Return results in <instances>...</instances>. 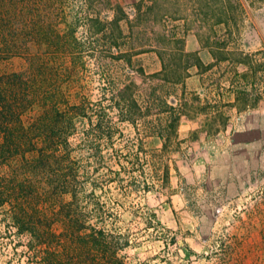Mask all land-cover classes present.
Returning <instances> with one entry per match:
<instances>
[{
	"label": "rangeland",
	"instance_id": "1",
	"mask_svg": "<svg viewBox=\"0 0 264 264\" xmlns=\"http://www.w3.org/2000/svg\"><path fill=\"white\" fill-rule=\"evenodd\" d=\"M26 2L35 8V29L21 50L0 55V75L23 72L36 90L24 119L27 124L37 121L36 143L51 146L58 174L68 178L67 192L51 193L45 176L22 169L18 158L0 166L1 186L10 191L9 180L28 175L35 177L42 196L36 234L21 231L25 223L13 221L8 202L0 206V264H112V251V260L124 264H264V157L229 196L209 178L200 148L172 135L163 146L154 130L162 126L159 116L153 113L133 123L120 115L113 100L126 79L142 85L144 76L136 69L149 74L159 63L150 54L136 55L134 71L110 60L105 33L91 18L111 21L122 10L128 16L121 25L130 36L129 46L147 49L153 26L139 13L151 0ZM180 3L182 10L176 11L170 0L163 2L169 16L162 28L184 39L189 29L212 39L217 31L219 41L229 38V48L248 53L261 72L256 81H236L252 93L251 103L259 97L264 109V0ZM182 14L184 20H175ZM25 15L31 17L28 11ZM227 17L234 31L229 37L228 25L218 24ZM233 66L217 69L235 72ZM152 86L142 85L141 100ZM57 108L63 118L55 114ZM3 136L0 132V142ZM94 239L111 249L109 257L92 248ZM87 247L92 251L85 260Z\"/></svg>",
	"mask_w": 264,
	"mask_h": 264
},
{
	"label": "trees",
	"instance_id": "2",
	"mask_svg": "<svg viewBox=\"0 0 264 264\" xmlns=\"http://www.w3.org/2000/svg\"><path fill=\"white\" fill-rule=\"evenodd\" d=\"M141 1L145 2L146 0ZM170 1L173 3L176 11L179 9L182 10L180 0ZM159 2L161 1L151 0L146 10L139 13L141 20H148L150 18L153 26V32L151 33L152 37L150 39L151 43L147 49H138L137 47L129 46V44H131L129 43L130 36L125 33L121 25V21L128 18V16H126L122 10L121 14L116 15L111 21L101 20L100 15H96L91 19L98 23L100 27V29L98 28V32L105 33L102 35V41L109 52L108 58L112 61H122L125 65V69L129 68L135 71L134 57L138 54L145 51H156L158 53L164 64L162 71L146 74L144 68L140 67V69H136V71L144 76L142 85H148L149 82L153 85L146 94L147 99L141 100L139 98L142 96L139 93L141 92L140 89L142 85L128 78L116 89L115 93H113V100L119 108L120 115L133 123H137L140 118H145L153 113L159 116V114L163 112H171L172 117L167 131L163 132V126L159 127L160 129L157 131V135L161 138L171 140V135L172 137H177V126L180 115L175 113L174 106L170 105L163 94H161L162 87L158 80L167 77V74L171 72V69L169 70L170 65L176 60H178L177 64L179 67L183 66V58H185L187 64L192 59L194 64L201 69L211 68L213 64L204 65L197 53L191 54L186 52H181L178 57L175 55L174 57L171 56L169 60L172 62H170V64L164 61L165 56L169 54L166 51L167 46L174 45L184 49L185 39L184 37H178L177 34H170V31L167 28L165 29V27L162 28L161 21L169 16V14L164 11V6H162V4L163 2L165 4L168 3L169 0H162L161 3ZM34 10L35 8H33V5L26 2V0H0V55L5 54L3 56H7L23 48L25 43L22 44L21 42L26 41L27 36H32L33 30L35 29L36 22L33 18ZM25 11H28L31 17L25 15ZM144 15H148L149 17L143 19L142 17ZM174 18L175 20H184L185 16L182 14ZM228 18L229 17L226 19H218V24L225 22V24L228 25V29L225 30L226 35H228L227 37L234 32L230 27ZM196 33L202 45L208 46L211 49L216 62L232 63L236 71L238 70V65L244 64L248 66L249 69L247 73H241V77L246 80L252 77L253 80L256 81L261 71L259 67H256L255 61L250 58L248 53L243 50L237 53L238 51L235 49L229 48V38L219 41V39H217L218 37H216L219 35L217 31H213L214 39L211 38L212 35L203 36L198 31ZM58 37L57 42L60 44L59 40L62 36L59 34ZM75 40L77 41L76 38ZM120 40H122L123 43H121ZM121 44L126 46L124 50ZM24 75L25 73L23 72L0 75V132L4 134L3 138H5L0 142V166L18 158L20 160V165L21 162L23 164L22 169L28 170L29 172L38 170L45 176L50 184L48 190H50L51 193L58 191L62 193L67 192L65 188L68 178L65 175L58 174V169L51 160L55 156V154L50 151L51 146L47 143L44 145L36 143L35 138L39 137L37 121L33 120L31 123L27 124L24 119L26 111L34 106L36 99V90L30 85L28 79H24ZM238 93L239 95L236 101L239 100L243 106L247 105L249 103V96L252 93L244 87L239 89ZM150 101L152 104L147 105ZM259 101L260 98L257 97L255 103H259ZM55 107L56 105L54 108ZM55 110V114L63 118L62 116L64 115L60 112L59 108ZM166 135L167 137H165ZM65 142L67 143V140ZM29 153H32L33 156H29ZM17 179L18 177L8 181L9 184L13 183L14 186L13 189L10 188V191H8L6 186L0 185V206L8 202L14 209L13 221L15 223H25V225L20 227L21 231H29L31 234H36L37 231L35 226L37 224L34 223L42 222V219L37 216L39 213L38 203L41 201L39 197V195L41 196L40 188L35 177L27 175L23 179ZM165 180H169V168L165 171ZM40 233L44 234V231H40ZM37 235H39V233ZM93 245L92 248L100 251L105 257H109L107 254L108 251L111 250L109 247L103 245L101 241L96 239H94ZM92 248L87 247L86 250H84L85 260L89 258L87 253L92 251ZM114 255L115 252L112 251L113 258ZM113 258L110 259L112 264H124L121 260H112ZM105 264H109V260H107Z\"/></svg>",
	"mask_w": 264,
	"mask_h": 264
},
{
	"label": "crops",
	"instance_id": "3",
	"mask_svg": "<svg viewBox=\"0 0 264 264\" xmlns=\"http://www.w3.org/2000/svg\"><path fill=\"white\" fill-rule=\"evenodd\" d=\"M182 31L185 29L182 28ZM186 32L184 49L167 46L169 54L164 61L170 64L171 56L178 57L181 52L197 53L204 65L213 66L201 69L192 59L187 64L183 58V66L179 67L176 58L167 77L158 80L161 94L180 115L177 137L174 138L200 148V161L208 165L205 170L214 180L216 188L221 187L229 196L235 195L238 181L249 179L260 166L261 157H264V109L259 106L262 100L252 104L251 94L247 105L236 101L238 90L243 88L236 78L241 77V73H247L248 66L240 64L235 72L219 71L218 66L230 67L233 64L216 62L211 49L202 45L194 31L189 29ZM141 54H150L158 60L159 68L149 74L162 71L164 64L156 51ZM159 117L163 132H166L172 114L166 111ZM154 130L157 134V129ZM161 139L163 146L167 145L169 140Z\"/></svg>",
	"mask_w": 264,
	"mask_h": 264
}]
</instances>
